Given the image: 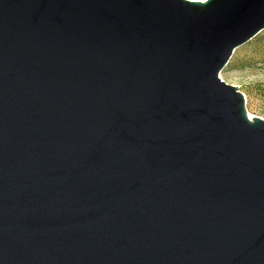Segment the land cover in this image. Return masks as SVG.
I'll list each match as a JSON object with an SVG mask.
<instances>
[{"label": "water", "instance_id": "obj_1", "mask_svg": "<svg viewBox=\"0 0 264 264\" xmlns=\"http://www.w3.org/2000/svg\"><path fill=\"white\" fill-rule=\"evenodd\" d=\"M264 0H0V264H264V119L220 77Z\"/></svg>", "mask_w": 264, "mask_h": 264}, {"label": "rangeland", "instance_id": "obj_2", "mask_svg": "<svg viewBox=\"0 0 264 264\" xmlns=\"http://www.w3.org/2000/svg\"><path fill=\"white\" fill-rule=\"evenodd\" d=\"M220 77L244 94L249 116L264 119V30L235 50Z\"/></svg>", "mask_w": 264, "mask_h": 264}, {"label": "bare ground", "instance_id": "obj_3", "mask_svg": "<svg viewBox=\"0 0 264 264\" xmlns=\"http://www.w3.org/2000/svg\"><path fill=\"white\" fill-rule=\"evenodd\" d=\"M250 114V113H249ZM250 116H251V114H250ZM252 117V116H251Z\"/></svg>", "mask_w": 264, "mask_h": 264}]
</instances>
